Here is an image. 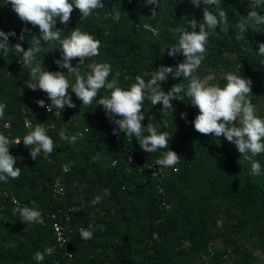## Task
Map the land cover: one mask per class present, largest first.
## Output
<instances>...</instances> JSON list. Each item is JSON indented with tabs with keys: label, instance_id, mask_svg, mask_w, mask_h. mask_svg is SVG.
Returning a JSON list of instances; mask_svg holds the SVG:
<instances>
[{
	"label": "trees",
	"instance_id": "obj_1",
	"mask_svg": "<svg viewBox=\"0 0 264 264\" xmlns=\"http://www.w3.org/2000/svg\"><path fill=\"white\" fill-rule=\"evenodd\" d=\"M102 2L105 8L97 9L87 20L80 22V13L74 9L66 27L59 20L56 26L65 35L74 27L95 35L101 41L100 55L85 60L82 73L93 61L110 63L113 72L109 80L119 72V84L124 88L135 82L136 75L147 80L161 65L175 67L182 62V53L170 57L167 47L178 42L180 33L176 29L192 31L190 21L202 22L205 7L195 8L190 0H160L157 15L152 18V6L145 7L144 0ZM208 7L216 11V6ZM220 7L226 11L228 23L223 30H210L208 51L197 73L210 77V84L221 86L227 72L251 79L252 103L264 117V57L257 54V41L264 43V33L250 27L237 41L236 24L247 15V0H220ZM113 8L121 12L119 22L112 18ZM256 10L264 15V7ZM24 27L11 5L0 0V30L16 33L9 38L10 45L18 42ZM27 27L39 36L38 27ZM25 35L22 47L27 50L31 37ZM58 46L43 45L38 58L46 70L67 73L54 63L61 58ZM20 59L14 49L7 56L0 51V103L7 104L0 133L22 140L31 130L24 126L28 118L33 127L37 123L48 127L55 149L49 156L42 152L32 160L30 149L22 142L9 145L21 175L0 182V190L6 193H0V264H264V173L251 175L250 163L223 137L201 135L186 124L181 113H187L186 119L191 122L199 111L183 92L181 101H173V112L162 109V105L152 106L147 100L144 103L143 125L152 123L158 130L168 131L169 150L181 157L179 171L160 184L151 171L130 167L125 149L138 151V159L144 161L161 157L167 149L146 153L135 137L124 133L118 145L102 106L95 101L82 105L70 90L75 108L65 106L59 114L54 107L51 113L39 107L36 100L44 99L46 105L51 102L45 93L26 87L30 70ZM77 63L72 61L73 66ZM69 79L74 82V77ZM180 83L185 88L188 85L187 80L173 79L170 74L161 87L167 92ZM99 95L109 93L101 90ZM164 122L166 129L162 127ZM5 123L10 127L5 128ZM61 129H66L67 135L81 132L83 138L75 144L62 141L58 135ZM255 159L264 169V154ZM113 160L117 165L111 166ZM64 165L69 166L66 172ZM55 179L65 186L63 198L52 195ZM105 189L109 195H104ZM97 195L103 197L102 202L93 206L91 201ZM13 198L21 205L38 207L45 215L61 206L74 208L70 222L73 246L46 255L44 249L54 244L52 222L47 221L44 227L25 224L13 212L17 207ZM89 224L94 226L93 237L82 240L79 230ZM66 251L72 255L70 260ZM37 252L44 253L43 261L34 259Z\"/></svg>",
	"mask_w": 264,
	"mask_h": 264
},
{
	"label": "clouds",
	"instance_id": "obj_2",
	"mask_svg": "<svg viewBox=\"0 0 264 264\" xmlns=\"http://www.w3.org/2000/svg\"><path fill=\"white\" fill-rule=\"evenodd\" d=\"M244 0H241L243 3ZM195 8L203 7V20L197 24L195 19L190 21L192 31L178 28L180 33L178 42L167 47V55L175 57L177 54L183 55L184 59L175 67H158L150 79H145L141 75H136L128 88L119 84L120 73L116 72L115 77L109 80L113 69L110 63L93 61L86 65L87 72L82 73L81 68L85 65V60L100 55L101 41L93 34L74 27L64 34L63 29L57 28V20L65 27L70 23L72 13L78 10L80 22L91 17L97 9L105 8L102 0H3L4 5H11L12 11L25 27L21 29L14 45L9 44L10 37H16L14 31L5 33L0 30V51L7 56L10 50H15L20 54V63L28 68L31 79L26 81V87L33 92L39 90L46 94L50 104H45L44 99L36 100L35 103L52 112L53 107L59 111L67 108H75L71 93H75L82 105H91L93 101L97 106H102L105 116L110 124H114L112 134L135 137L141 150L146 153H155L159 149H167L160 158L156 159L155 165L160 166L152 172V178L161 175L164 170L171 168L178 172L176 167L181 162V157L172 150H169L170 134L168 131H160L156 125L148 123L145 127L143 121L146 119L144 110L145 101H150L152 106L162 105V109H170L173 112V101H181L184 97L189 98L193 107L197 108L199 114L191 122L187 121V113H181V119L186 124L190 123L194 130L204 136L214 135L223 137L228 142L234 144L238 152L245 161L250 163L251 175H261L264 169L260 162L255 159L264 154V117L258 115L255 104L252 103V81L241 77L235 72H227L223 76L225 83L210 84V77L201 78L196 75L202 62L205 60L208 51L210 30L227 25L228 17L226 11L220 7V0H190ZM249 9L247 15L236 24L238 29L235 39L237 41L244 38V34L253 28L256 33H264V15L256 9L264 7V0H247ZM144 6L150 8V17L155 18L156 9L160 7V0H144ZM208 6H216V11L212 12ZM113 20L119 22L121 12L113 8ZM39 29V36L32 33L27 25ZM145 27H149L145 25ZM198 28V31L196 29ZM155 32V29H152ZM31 37V46L27 50L22 47L26 41V35ZM43 42V43H42ZM57 43L61 52V58L54 60L59 69L63 71L46 70L39 54L43 51V45ZM258 55L264 57V43L257 41ZM56 48V49H57ZM78 63L73 66L72 61ZM173 79L182 77L188 81L185 88L181 83L174 84L170 90L165 92L161 87L166 82L169 75ZM74 77V82L69 79ZM101 90H105L109 95L100 96ZM184 93V97L180 94ZM100 98L97 100V96ZM6 103H0V120L5 116ZM149 119V118H148ZM24 126L31 129L22 140L20 137L10 138L0 133V182L7 183L9 179H18L21 175V168L17 167V160L10 154L9 145L21 142L29 148V156L36 160L42 152L49 156L55 149L54 140L48 135V127L43 123H37L34 127L30 119H24ZM5 128L10 124L5 123ZM163 128H167L164 122ZM90 129V128H89ZM88 130V129H86ZM146 133V134H145ZM62 141L75 144L78 139L83 138V133L77 132L74 135H67L66 129H61L58 133ZM113 161V166H115ZM128 163H132V158H128ZM68 165L63 166V170L68 171ZM107 189L104 195H109ZM103 197L97 195L91 201L95 206L102 202ZM18 205V201L13 200ZM34 203V202H33ZM18 213L25 224L43 223V214L38 207L17 206L13 209ZM94 234V226L89 224L88 228L80 229L82 240H91ZM45 252H51L45 249ZM37 261L44 260V253L37 252L34 257Z\"/></svg>",
	"mask_w": 264,
	"mask_h": 264
},
{
	"label": "built area",
	"instance_id": "obj_3",
	"mask_svg": "<svg viewBox=\"0 0 264 264\" xmlns=\"http://www.w3.org/2000/svg\"><path fill=\"white\" fill-rule=\"evenodd\" d=\"M7 7L8 6H6V8ZM196 75H198V73H196ZM201 78L203 79V77H201ZM107 122H108V126H109L110 130L112 131L113 128H115L116 126L114 124H110L108 118H107ZM114 139L118 145H121L122 140H123V134L120 133L119 135H114ZM10 154L13 156V154L11 152H10ZM138 154H139L138 151L135 152V151H131L129 149H125V157H126L127 162H128L129 157L132 158V163L131 164L128 163L130 167L138 168V169H146V170L151 171V172L157 170L160 167L158 165H155L156 159L155 160H149V161L148 160H146V161L139 160L137 157ZM113 161H115L116 162L115 165H117V160H113ZM113 161L111 162V166H113ZM176 167H178V166H176ZM175 173H177V172L173 171L171 168L164 170V172L161 175L157 176L158 182L160 184H162V182L167 177H169V175L175 174ZM51 192H52L53 197L63 198L65 196V192H66L63 182L59 179L53 180ZM159 192L160 193L163 192L161 186H159ZM0 193H2V195L6 196V193L4 191L0 190ZM12 200H15V199L13 198ZM15 201H17V200H15ZM15 205H17V204H15ZM18 205L21 207L26 206V205H21L19 202H18ZM73 210H74V208L67 207V206H61L60 208H58L54 212H51L47 215L43 214V223H38L40 226L44 227L46 225L47 221L52 222L51 228H52L53 237H54V244L51 246H47L45 248V249L51 250L50 254H52L57 249H62V248H66L68 246H73V242H72V238H71L72 229L70 227V222H71V217H72L71 214H72ZM79 232H80V230H79ZM45 249H44V253L46 255H50L49 253L45 252ZM212 252H213V249L211 247L208 249L209 255H211ZM65 254L68 256L69 260L72 258V255L69 252L66 251Z\"/></svg>",
	"mask_w": 264,
	"mask_h": 264
}]
</instances>
